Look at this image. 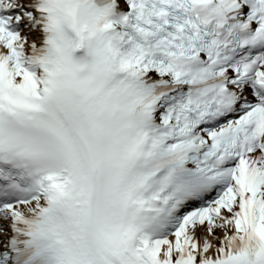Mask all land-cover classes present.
<instances>
[{"label":"snow or ice","instance_id":"1","mask_svg":"<svg viewBox=\"0 0 264 264\" xmlns=\"http://www.w3.org/2000/svg\"><path fill=\"white\" fill-rule=\"evenodd\" d=\"M0 264H264V0H0Z\"/></svg>","mask_w":264,"mask_h":264}]
</instances>
